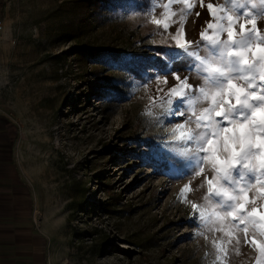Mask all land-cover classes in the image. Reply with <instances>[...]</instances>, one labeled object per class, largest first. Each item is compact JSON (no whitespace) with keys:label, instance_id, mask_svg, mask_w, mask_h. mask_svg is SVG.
Instances as JSON below:
<instances>
[{"label":"rangeland","instance_id":"rangeland-1","mask_svg":"<svg viewBox=\"0 0 264 264\" xmlns=\"http://www.w3.org/2000/svg\"><path fill=\"white\" fill-rule=\"evenodd\" d=\"M189 2L191 11L181 0L167 9V0H105L85 13L75 0H0V101L23 131L25 169L53 222L63 264H264L251 244L261 240L258 233L250 227L246 243L243 231L216 220L220 202L206 183L214 173L206 164L196 175L200 145L180 139L202 131L195 117L211 97L203 68L214 63L201 43L207 9ZM209 2L218 17L250 13L264 32L260 0ZM164 11L176 21L167 31L154 23ZM181 22L182 42H192L189 51L200 61L174 51ZM78 46L118 52L119 60L94 63ZM133 53L148 62L142 77L122 67ZM177 75L205 87L209 100L196 91L187 97L193 104H176L168 91ZM178 108L183 117L171 115ZM254 206L264 207V196ZM198 212L205 219H190Z\"/></svg>","mask_w":264,"mask_h":264},{"label":"snow or ice","instance_id":"snow-or-ice-1","mask_svg":"<svg viewBox=\"0 0 264 264\" xmlns=\"http://www.w3.org/2000/svg\"><path fill=\"white\" fill-rule=\"evenodd\" d=\"M173 2L167 0L162 7L167 9ZM181 2L188 11L196 7L189 0ZM260 3L264 5V0ZM200 6L206 7L210 17L206 21V31L201 32V43L205 50L211 51L214 61L205 62L203 68L204 83L211 91L210 105L195 117L196 129L202 131L181 133L180 139L188 145L194 142L200 145L199 153H193L195 166H199L195 174L203 173L206 164L214 173L206 183L210 197L220 202L221 210L214 213L216 220L225 228L231 226L234 230L243 231L246 243L251 227L254 234L261 237V240L253 239L251 244L264 254V207L254 206L264 196V32L257 18L247 19L248 12L241 11L222 18L217 16L218 5L211 2L205 5L204 0H200ZM252 6L255 7V3ZM240 8L243 10V3H240ZM162 15L165 19L154 23L167 31L176 21L167 19V11ZM213 31L217 33L215 36L208 34ZM221 33L226 34V39L221 38ZM183 36L181 22L173 37L174 51L178 56L186 53L194 61H200L195 50L189 51L192 42H182ZM191 67L196 68V64ZM175 79L177 84L169 89L168 96L175 97L176 104H193L195 101L187 97L196 91L203 95L204 100H209V91L205 87L189 84L187 78L181 80L178 75ZM167 103L171 105L173 100L169 99ZM171 115L183 117L185 113L178 108ZM255 185L260 187L253 198L249 190ZM192 207L196 209L197 205ZM197 217L205 219L203 212L190 219Z\"/></svg>","mask_w":264,"mask_h":264},{"label":"crops","instance_id":"crops-1","mask_svg":"<svg viewBox=\"0 0 264 264\" xmlns=\"http://www.w3.org/2000/svg\"><path fill=\"white\" fill-rule=\"evenodd\" d=\"M24 152L19 122L0 113V264H63Z\"/></svg>","mask_w":264,"mask_h":264},{"label":"trees","instance_id":"trees-1","mask_svg":"<svg viewBox=\"0 0 264 264\" xmlns=\"http://www.w3.org/2000/svg\"><path fill=\"white\" fill-rule=\"evenodd\" d=\"M105 1V0H75V2L78 3L79 7H83L85 9V13L88 10V12L90 11V9H95V7L99 6V3ZM89 17L86 18V26H88V21H89ZM83 22V20L81 21ZM81 25V24H80ZM79 27L75 30L72 31V34H74L75 36H79L81 33V27ZM163 47V48H162ZM165 47L166 46H159V54L162 55L165 52ZM78 50L81 53V56H83L84 58H86L87 60H92V62H96L99 64H111V65H116V63L118 62L119 58L115 56H117L118 52H114L111 50H106V49H102V48H95V47H86V46H78ZM122 61L123 62V66L127 69H132L137 75H139L140 77H142V73L144 71V68L146 67V64L148 63L146 58L144 57V55L142 54V56L138 55L137 53H133L131 58L129 59V61H126V59L124 58ZM130 63L131 65H133L132 67H130ZM165 63V61H164Z\"/></svg>","mask_w":264,"mask_h":264},{"label":"built area","instance_id":"built-area-1","mask_svg":"<svg viewBox=\"0 0 264 264\" xmlns=\"http://www.w3.org/2000/svg\"><path fill=\"white\" fill-rule=\"evenodd\" d=\"M3 32H4V21H3V19L0 16V40H1V38H3ZM1 58H2V50H1V46H0V62H1ZM0 113L3 114V115H5L6 117H9L11 119H14V117L8 115L4 111L1 101H0Z\"/></svg>","mask_w":264,"mask_h":264}]
</instances>
